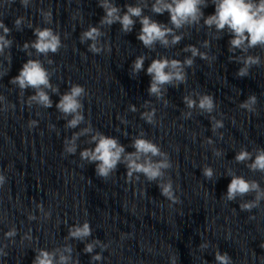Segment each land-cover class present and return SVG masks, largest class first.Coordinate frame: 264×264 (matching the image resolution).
I'll return each instance as SVG.
<instances>
[{
  "label": "clouds",
  "instance_id": "clouds-1",
  "mask_svg": "<svg viewBox=\"0 0 264 264\" xmlns=\"http://www.w3.org/2000/svg\"><path fill=\"white\" fill-rule=\"evenodd\" d=\"M29 0H21V4L27 7ZM214 5V14L205 16L203 9L209 6V0H152L149 5L148 0H137L135 4L126 3L123 8L115 2V0H98V6L104 11V15L99 21L100 27L105 25L112 26L119 23L121 31L125 34L133 31L137 21L141 28L137 34L139 40L145 48L153 50L154 46L159 43L164 47L169 44L176 45L183 34L177 32L185 27L192 28L203 25L207 28H214L217 34L226 32L230 35L228 41L229 52H235L239 49L245 55L238 57L242 67L236 72V76L243 78L249 75V69L253 66H259L261 61L257 55H247L250 49L261 48L264 49V0H211ZM150 8V11L155 15H162L165 12L169 14V22L162 23L152 16L145 14V9ZM41 15L45 23L52 22V12H43ZM22 17H18L14 21V27L20 31ZM169 24L171 27H169ZM31 27V25H29ZM100 27L89 25L87 30L83 31L80 36L81 43L85 41H92L89 45V51L93 54H98L102 49L97 47L98 38L102 35ZM0 56L5 54V49H11L13 40L8 37L11 35V29L7 27L3 20H0ZM33 34L35 40L25 42L21 50L26 51L29 48L41 56H47L49 53H57L63 46L60 34L52 28H34ZM171 37V40H169ZM219 38V37H217ZM204 47H208V41L203 42ZM110 51V49H109ZM184 51L191 52V57L184 61L176 59L169 60L167 57L154 59L146 69V74L151 78L148 93L151 96H156L160 99L162 96V88L164 85H172L178 87L179 84L185 83L187 75L184 68L192 67L194 58L199 56L200 59L208 60L207 53H201L195 46L188 45ZM31 55V53H29ZM10 57V51L8 53ZM145 56L137 57L132 63V74H138L144 70ZM10 62V60H9ZM52 63V61H49ZM6 74V73H5ZM52 73L44 66L40 59H29L19 70L18 75L13 77L9 83L18 86L21 92L31 88L34 94L28 99V106L31 107L35 103L43 108L53 107V101L46 89H51L58 92V88H54L50 82ZM176 82V83H174ZM87 95L84 86L73 83L67 92L60 95L58 103L55 104L56 109L62 114L64 118L71 117L67 120V127L75 129L83 123L84 105L82 98ZM3 99V97H0ZM184 102L189 109L198 107L202 112L211 113L216 107L212 95H201L197 104L196 100L185 96ZM257 97L255 95L249 96L248 100L241 103L240 107L247 109L249 112H255V105ZM131 111H136L134 106H129ZM153 113H144L141 118L149 124H154ZM191 113H186L185 118L190 117ZM123 123V119H121ZM37 125L35 120L30 122V127ZM224 127L222 120H215L213 117L212 131L215 133L217 129ZM91 131L90 128H84L79 133H75L70 141L65 142V151L75 154V141L81 136L86 135ZM222 137V136H221ZM89 143L94 144V148H86L80 153L82 160L89 163H95V173L98 177L107 179L112 173L117 170L120 163L125 164L127 169L126 182H131L134 173L143 174L149 181H157L164 175L163 170L171 167L167 160L165 153L161 151L159 145L153 141L144 138L143 134L139 135L133 140L131 147L135 149L134 152L126 153L125 147L115 137L107 136L99 131L91 136ZM208 143H212L208 140ZM220 151H215L214 155H221ZM154 157H164L161 160H154ZM234 160L237 163H244L251 161L246 167L250 171L264 173V149H257L253 157V153L247 149H241L236 153ZM202 174L207 180L213 178L214 172L210 166H205ZM231 177V181L227 186L225 199L233 201L237 196L244 197L250 193H256L255 199L252 201L242 203L240 205L241 211H251L253 208L259 207V201L264 197V191L260 189L259 182L255 180H248L243 176L236 175L231 170L227 173ZM138 179V177H137ZM6 178L0 174V186H3ZM161 195L166 197L173 204L180 203L179 198L174 194L172 183L159 184ZM29 219H35L30 216ZM92 229L89 222H84L82 226H76L69 229L68 236L70 238L83 240L85 237L91 235ZM16 230L12 229L5 233L7 238L14 237ZM95 243H99L97 240ZM207 245H201V248ZM94 244H87L84 248L85 253L93 251ZM67 251H71L67 249ZM7 253L0 249V256H6ZM70 257L60 255L58 264H68ZM102 259L101 254H96L92 260L99 261ZM215 260L218 264H232L231 257L227 254H221L219 251L215 253ZM33 264H57L55 261V252H48L40 250L36 255Z\"/></svg>",
  "mask_w": 264,
  "mask_h": 264
}]
</instances>
